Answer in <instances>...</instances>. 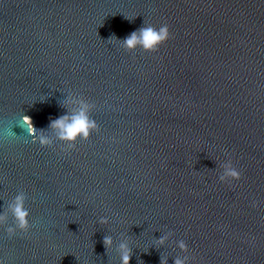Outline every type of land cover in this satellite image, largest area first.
I'll return each instance as SVG.
<instances>
[{
    "label": "water",
    "instance_id": "obj_1",
    "mask_svg": "<svg viewBox=\"0 0 264 264\" xmlns=\"http://www.w3.org/2000/svg\"><path fill=\"white\" fill-rule=\"evenodd\" d=\"M144 23L170 38L122 49ZM67 90L98 130L31 143L20 113L53 135ZM18 190L32 226L0 227L4 264H120L122 241L130 264H264V0H0V211Z\"/></svg>",
    "mask_w": 264,
    "mask_h": 264
},
{
    "label": "clouds",
    "instance_id": "obj_2",
    "mask_svg": "<svg viewBox=\"0 0 264 264\" xmlns=\"http://www.w3.org/2000/svg\"><path fill=\"white\" fill-rule=\"evenodd\" d=\"M126 19H133L123 13ZM171 36L168 24H162L159 27L152 24H143L136 30H133L123 39H116L119 46L128 52H134L140 49L144 52H156L160 46L164 44ZM64 108V112L55 118L51 119L47 125L53 135H46L45 129H38L34 126L31 116L23 114L19 115L16 123L21 128L27 130V136L31 138V143H38L40 146H51L56 141L63 142L68 148H74L78 139H87L93 130H98L96 121L91 117L90 112L94 107L93 103L82 95H78L71 90L66 91L64 102L59 105ZM18 137L14 132L12 138ZM222 171L218 175V180L221 183L231 184L234 181L241 179L242 173L237 168L229 157L220 164ZM27 195L25 191L18 190L12 199L7 203V207L0 211V227H5V231L9 238L15 236L18 232L27 233L31 228L29 220L30 211L26 207ZM256 206V203H253ZM9 215L13 219L11 225L8 224ZM107 216L100 217V223H108ZM168 240L167 235H162L158 243L163 245ZM105 249H109L113 240L109 235L103 237ZM177 247L182 252H187L188 246L184 240L176 242ZM120 264H130L131 248L127 242L122 241L119 245ZM188 256H176L174 264H188ZM0 264H4L0 259ZM161 264H167V258H162Z\"/></svg>",
    "mask_w": 264,
    "mask_h": 264
}]
</instances>
